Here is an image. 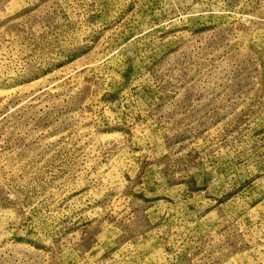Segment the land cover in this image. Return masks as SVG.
Here are the masks:
<instances>
[{"label":"rangeland","instance_id":"obj_1","mask_svg":"<svg viewBox=\"0 0 264 264\" xmlns=\"http://www.w3.org/2000/svg\"><path fill=\"white\" fill-rule=\"evenodd\" d=\"M0 264H264V0H0Z\"/></svg>","mask_w":264,"mask_h":264}]
</instances>
